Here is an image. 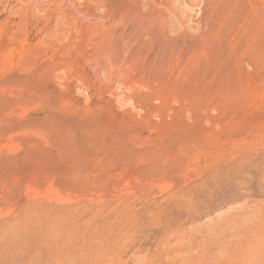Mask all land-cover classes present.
<instances>
[{"label": "rangeland", "instance_id": "obj_1", "mask_svg": "<svg viewBox=\"0 0 264 264\" xmlns=\"http://www.w3.org/2000/svg\"><path fill=\"white\" fill-rule=\"evenodd\" d=\"M0 264H264V0H0Z\"/></svg>", "mask_w": 264, "mask_h": 264}]
</instances>
